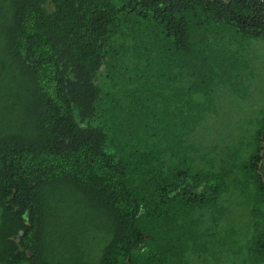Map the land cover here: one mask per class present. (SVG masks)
<instances>
[{"label":"trees","instance_id":"16d2710c","mask_svg":"<svg viewBox=\"0 0 264 264\" xmlns=\"http://www.w3.org/2000/svg\"><path fill=\"white\" fill-rule=\"evenodd\" d=\"M254 39L264 0H0V264H58L51 239L91 229L94 264H221L239 220L264 264V113L194 139L225 46Z\"/></svg>","mask_w":264,"mask_h":264},{"label":"rangeland","instance_id":"374dc122","mask_svg":"<svg viewBox=\"0 0 264 264\" xmlns=\"http://www.w3.org/2000/svg\"><path fill=\"white\" fill-rule=\"evenodd\" d=\"M240 47L242 50L239 49ZM240 47L238 44L225 46L224 68L219 77L213 78L212 107L218 116L208 117L207 125L194 136L195 140L201 142L199 144L202 147L212 144L213 141L218 144L231 142L235 144L241 134L240 127L244 128L246 124L253 122L262 112L264 113V41L247 40L245 43H240ZM70 209L72 208L65 207L66 212ZM80 213L91 218L85 206L81 208ZM235 217L239 220L237 214ZM230 220H232L231 216L227 218V221ZM240 223L243 222L239 220L225 225L222 221L223 231L219 236L223 248L215 247L213 251L220 257L221 264L242 263L235 250L242 248L245 237L237 232L238 229L227 231L230 226L234 225L237 228ZM96 232L91 229L85 235H79V242L74 241L72 245L66 237L58 239L53 237L51 240L54 242L53 250L58 264H94L98 253ZM79 249L81 253H77ZM216 262L215 264H218Z\"/></svg>","mask_w":264,"mask_h":264}]
</instances>
